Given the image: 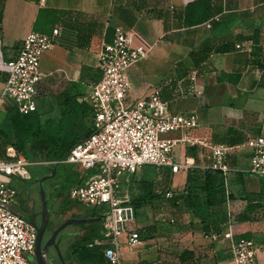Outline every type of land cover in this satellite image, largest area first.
Segmentation results:
<instances>
[{
    "label": "crops",
    "instance_id": "0c3cea01",
    "mask_svg": "<svg viewBox=\"0 0 264 264\" xmlns=\"http://www.w3.org/2000/svg\"><path fill=\"white\" fill-rule=\"evenodd\" d=\"M193 1L0 0V93L9 77L5 62L17 55L24 38L33 31L52 34L58 28L54 46L42 56L43 78L37 86L38 108L53 116L66 97L77 96L79 101L101 78L98 51L113 41L115 26L133 30L136 44H144L149 53L128 69L129 99L134 102L154 88H161V96L173 113L196 112L200 128L194 131L195 135H206L234 147L227 160L231 168L228 190L237 198L230 201L232 213L246 208V201L241 198L245 193L262 194L260 217L234 220V241L253 239L259 250V264H264V177L249 173L252 152L244 146L249 138L264 136V66L260 47L264 44V0H211L213 15L202 23L186 25V8ZM237 43L253 45V51L238 49ZM195 68L199 70L197 86L201 94L190 90V72ZM8 101L12 100L7 99L0 107V123L6 116L3 110ZM184 150L187 151L181 147L179 154ZM160 169L169 177H182L185 185L186 172ZM92 173L93 170L81 172L85 179ZM237 173L245 174L243 181ZM179 185L176 192L184 186ZM230 209L227 203V212ZM142 221H138L139 226L146 227V220ZM171 221L182 223L184 230L178 236L189 243L186 250L193 253V260L208 252L210 257L216 256L215 264L232 261L231 242H210L203 223L192 212ZM159 228L154 236H160ZM142 240L134 252L125 249V257L136 255L128 264H159L154 261L156 247L162 243L167 247L169 243L155 237ZM207 244L210 250H204L209 247ZM184 251L179 254L181 261Z\"/></svg>",
    "mask_w": 264,
    "mask_h": 264
},
{
    "label": "built area",
    "instance_id": "2783aa9c",
    "mask_svg": "<svg viewBox=\"0 0 264 264\" xmlns=\"http://www.w3.org/2000/svg\"><path fill=\"white\" fill-rule=\"evenodd\" d=\"M59 29L52 34L30 32L22 41L17 55L5 62L9 77L0 93V107L11 99L20 112L29 114L38 109V83L43 78L40 64L43 54L54 46ZM261 63L264 66V44L261 46ZM236 48L253 51V45L237 43ZM144 44H136L135 32L123 26H115L113 41L105 43L98 51V68L101 78L91 90L79 98L94 114L93 132L80 141L61 162L76 165L80 172L94 173L71 189L70 198L82 204L99 208L103 217V238L96 245L110 264H122L124 251L134 252L143 244L139 231L138 214L133 196L121 176L137 173L145 165L169 168L172 173L187 172L194 167L220 170L225 176L227 194L228 155L234 148L218 143L204 135H195L200 128L195 111L173 113L161 96V88H154L146 96L129 99L130 79L128 69L148 56ZM199 70L190 72L192 92L202 93L197 86ZM174 132L173 137L164 134ZM244 146L252 152L249 173L264 177V136L249 138ZM181 147H197L199 164L194 156L180 159ZM7 158L0 157V264H36L38 240L37 226L12 209L17 187L11 176L29 179L25 155L13 145L7 147ZM176 194L166 192L167 198ZM230 209V200H228ZM256 217H260L258 212ZM222 231H210L205 237L213 243L230 241L232 261L229 264H259L258 247L253 239L234 241V217Z\"/></svg>",
    "mask_w": 264,
    "mask_h": 264
},
{
    "label": "trees",
    "instance_id": "16d2710c",
    "mask_svg": "<svg viewBox=\"0 0 264 264\" xmlns=\"http://www.w3.org/2000/svg\"><path fill=\"white\" fill-rule=\"evenodd\" d=\"M212 15L211 0H195L189 3L186 8L185 23L186 25H196L206 21ZM5 109L6 116L0 123V134L4 138L5 145L7 147L13 145L19 153L25 155L29 160L32 155L36 160L39 159L42 162L41 164L48 169L44 177L51 180L50 183L53 186L51 197L68 195L70 199L71 189L81 184L85 176L73 171L71 164L61 161L68 156L80 141L93 132L94 114L91 108L87 104L79 102L77 96H70L61 102L59 112L53 116L45 115L39 108L32 113L23 114L13 101H8ZM187 149L188 154L194 156L196 164H199V149L197 147ZM156 170H159L158 172L162 173L163 176L166 175L162 172V169L158 168ZM186 174L185 185L177 189L181 196L175 195L168 199L174 202V206L183 200L186 210L192 212L194 217L203 223V230L206 233L213 230L222 231L229 219L227 212L228 200L234 201L237 199L233 193L227 194L225 176L220 170L212 168L203 170L198 166L189 169ZM237 175L243 181L245 174L237 173ZM153 177L152 173L149 172L146 178L137 181V184L145 192L133 193L130 191L137 214L139 209L146 205L148 201L162 196L154 184ZM168 177L166 175V178ZM244 195L241 198L246 201V208L241 212L233 213L235 221L253 220L256 218L255 214L261 208L259 205L262 200L261 193H245ZM42 196V218L46 216V221L48 220L49 223L50 210L48 205L50 200L45 194ZM21 215L32 221L38 229L41 227L42 224L39 225L33 217ZM85 217L97 218V220L86 223L87 230L83 236L72 242L69 248V257L78 259L84 264H110L104 255L103 246L93 244L96 239L104 237L100 233V229L94 226L95 224L102 225L103 212L98 208L89 209ZM91 222L96 223L92 226L89 224ZM217 223L218 226L215 225ZM139 231L142 239H149L154 237L152 232L156 231V228L150 225L146 227L139 226ZM193 257V253L188 250L181 255L183 261H192Z\"/></svg>",
    "mask_w": 264,
    "mask_h": 264
},
{
    "label": "rangeland",
    "instance_id": "374dc122",
    "mask_svg": "<svg viewBox=\"0 0 264 264\" xmlns=\"http://www.w3.org/2000/svg\"><path fill=\"white\" fill-rule=\"evenodd\" d=\"M6 113V109L3 110ZM176 134L174 132H170L167 134H164V137H173ZM189 148V147H188ZM188 149L187 151H183L180 153V159L184 160L186 156H188ZM7 145H5V141L3 136L0 134V157L7 158ZM26 157V156H25ZM27 158V157H26ZM28 159V158H27ZM29 160V159H28ZM32 162L31 165L27 166V169L31 175L29 179H22L18 176H11L12 183L14 186L17 187V189L20 191L19 195L15 197V199L12 202V209L17 211L18 213L22 211H26V201L27 199L32 198L35 200V211L38 213L36 219L38 221V224H42L43 218L41 214V206L43 202V194H45L49 198V210H50V229L56 228L63 224L65 221H67L70 218H86L85 215L88 213L89 209H93L94 207L77 203L73 199L71 201L67 196H58V197H51V193L53 190V186L51 180L47 177H44L47 172V168L43 166L41 161L36 160L33 155L29 160ZM72 170L76 172H80V168L76 165H71ZM153 165H145L143 166L137 173L131 174V175H125L123 174L121 176V180H124V182L128 185V188L133 193H139V192H145L142 188H140V185L137 184V181L143 180L146 178V175L151 172L154 176V184L156 185L157 189L159 190V193L162 194L160 198L148 201L146 205L141 207L138 212V221L141 223V221L146 220V226H155V228H159L158 226H161L157 232H160L159 235H155V238H160L161 242H167V247L162 243L160 244V248H157V255L155 257V262H158L159 264H215L217 263L216 256L214 258L210 257L208 252L200 254L196 259L190 261L188 260L186 263L184 261H181L179 254L186 250L187 247H189V243H185V239H182L180 236H178V232L182 233L183 225L179 221L177 224H173V221L171 219L173 217L178 219L181 217H184V214L188 213V210H186V205L183 200L180 201V203L176 206H174V202L170 201L168 198H166V192L168 190H173L176 192L175 187L183 186L184 181L182 177L178 176H170L168 179H166L162 173L158 172L159 167L153 166ZM156 170V171H155ZM182 176V175H181ZM34 177L33 179H31ZM133 184V185H132ZM31 191L30 198L26 197V192ZM71 193V192H70ZM177 196H181V193L178 191L176 192ZM41 194V195H40ZM165 196V197H163ZM99 209V208H98ZM176 209V210H175ZM101 210V209H100ZM178 216L175 215V213H178ZM163 218H166V221H163ZM176 220V219H175ZM87 223V222H86ZM86 223H75L70 224L65 229H63L59 233L58 242H59V250L64 258V261L67 264H84L81 263L78 259H71L69 257V248L73 241L79 239L81 236L84 235V233L87 230V226L85 227ZM96 222L89 223L90 225H94ZM95 228L100 229V233L102 234L103 229V222L101 224H95ZM193 227L192 229H194ZM157 230V229H156ZM186 230V229H185ZM50 232V231H48ZM47 232V233H48ZM156 231L152 232L155 233ZM46 233V229L44 231ZM46 233V234H47ZM151 233V234H152ZM159 234V233H158ZM153 236V235H151ZM153 237V238H154ZM165 237L166 239H163ZM152 238V237H151ZM149 238V239H151ZM97 240V239H96ZM100 240V239H98ZM96 242V241H95ZM93 243L96 245V243ZM204 250H210V244H207V246ZM171 247V248H170ZM169 248V249H168ZM164 250H171V251H164ZM160 253H164L163 256L159 255ZM169 255V256H167ZM60 256V253H59ZM136 257L135 254H131L128 257L123 258L122 264H128L129 260H132ZM151 258V257H150ZM61 259V257H60ZM216 261H214V260ZM32 260H35V256L32 257Z\"/></svg>",
    "mask_w": 264,
    "mask_h": 264
},
{
    "label": "flooded vegetation",
    "instance_id": "af4514ba",
    "mask_svg": "<svg viewBox=\"0 0 264 264\" xmlns=\"http://www.w3.org/2000/svg\"><path fill=\"white\" fill-rule=\"evenodd\" d=\"M30 192L31 191H28V192L25 193L27 198H30V194H29ZM19 193H20V191L17 190V195H19ZM25 207H26L25 208L26 211H22V212H20V214L27 215L28 217H33L37 221L36 217H37L38 213L34 209L35 200H33L32 198L27 199ZM49 225H50V220H49V223L47 224V227H46V233L48 231H50V232H48L47 234L43 233V236L41 238V249H44L47 246V244L51 241L55 230L59 227L58 226L56 228L50 229ZM58 237H59V234H58L57 238L55 239V241H53V243H51L48 246L47 250H46L47 264H63V262H62V260L60 259V256H59V247H58L59 246L58 245L59 244V242H58L59 240H58Z\"/></svg>",
    "mask_w": 264,
    "mask_h": 264
},
{
    "label": "water",
    "instance_id": "95a60500",
    "mask_svg": "<svg viewBox=\"0 0 264 264\" xmlns=\"http://www.w3.org/2000/svg\"><path fill=\"white\" fill-rule=\"evenodd\" d=\"M44 214H46V212H44ZM45 216V215H44ZM46 217V216H45ZM43 217V222H42V225L41 227L38 229L39 230V235H38V240H37V245H36V256H35V261H36V264H47V260H46V250L48 248V246L53 243V241H55V239L57 238L58 234L63 230L65 229L67 226H69L70 224H75V223H86V222H89V221H96L97 218H89V217H86V218H70L68 219L67 221H65L63 224H61L54 232L53 234V237L51 239V241L47 244V246L44 248V249H41V238L43 236V233L47 227V223H48V220L46 221L47 218ZM59 253H60V257H61V260L63 262V264H67L65 261H64V258L59 250Z\"/></svg>",
    "mask_w": 264,
    "mask_h": 264
}]
</instances>
